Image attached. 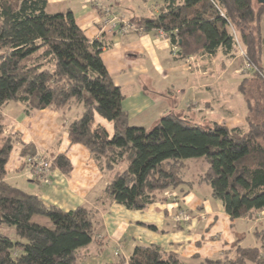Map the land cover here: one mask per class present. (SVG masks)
<instances>
[{
    "label": "trees",
    "instance_id": "16d2710c",
    "mask_svg": "<svg viewBox=\"0 0 264 264\" xmlns=\"http://www.w3.org/2000/svg\"><path fill=\"white\" fill-rule=\"evenodd\" d=\"M47 4L48 0H0V231H13V239L0 233V264H82L105 245L96 232V208L64 212L7 181L9 156L20 144L17 134H5L2 111L9 104L21 105L27 115L80 108L79 117L67 125V139L84 147L106 177L93 198L103 210L116 204L143 211L168 202L172 191L186 196L198 185L209 187L231 220H256L264 211V4L164 0L155 16L129 17L134 32L167 33L178 58L215 55L219 50L234 58L242 49L251 66L238 88L246 107L242 126H204L167 113L150 129L129 124L122 108L124 95L102 61V43L88 39L70 11L50 14ZM97 12L103 15L101 9ZM98 119L111 124V132ZM20 146L24 160L35 156L32 146ZM51 157V169L71 173L64 154ZM202 163L194 181L185 179L184 170ZM33 182L39 184L37 179ZM34 218L48 219L51 225ZM255 237L259 247L246 248L238 240L230 253L204 264H264V230L256 231ZM90 246L93 252H82ZM112 264L183 262L176 254L148 245L136 246L127 258L117 256Z\"/></svg>",
    "mask_w": 264,
    "mask_h": 264
},
{
    "label": "crops",
    "instance_id": "0c3cea01",
    "mask_svg": "<svg viewBox=\"0 0 264 264\" xmlns=\"http://www.w3.org/2000/svg\"><path fill=\"white\" fill-rule=\"evenodd\" d=\"M130 1L102 0L101 4L115 11L130 7L131 14H135L133 9L138 6L144 5L152 12V6L157 4L156 12L161 5L158 0H141V5ZM67 11L73 14L88 39L102 43V61L111 81L124 95L122 108L131 126L150 129L167 113L192 116L187 119L194 123L199 120L203 123L199 125H243L246 107L238 88L246 73L240 52L234 58L220 50L215 55L174 58L169 39L155 32L133 31L123 36L116 29L104 28L98 12L86 0H48V13ZM262 61L264 65V48ZM2 115L6 135L17 134L20 144L30 145L39 153L64 154L72 165L69 176L54 169L50 183L36 184L24 176L21 146L16 144L6 166L7 181L61 211L87 206L99 212L96 232L105 245L99 255L87 257L82 264H111L117 256L129 257L136 246L156 245L166 253L179 256L183 264L220 259L232 251L238 240L243 247H259L255 232L264 229V219L231 220L205 186L195 185L186 196L180 190L172 191L168 202H157L143 211H128L116 204L107 210L96 206L93 198L106 177L98 171L84 147L69 144L65 132L68 122L80 115L78 108L68 112L42 110L27 115L22 106L9 104ZM97 122L111 132V124L101 119ZM196 175L188 181H194ZM20 181L22 186H18ZM179 211L190 216L185 224L174 221ZM87 250L93 252L94 247Z\"/></svg>",
    "mask_w": 264,
    "mask_h": 264
},
{
    "label": "rangeland",
    "instance_id": "374dc122",
    "mask_svg": "<svg viewBox=\"0 0 264 264\" xmlns=\"http://www.w3.org/2000/svg\"><path fill=\"white\" fill-rule=\"evenodd\" d=\"M86 1H88L89 4L92 3V5H93V3H95V4L99 3L100 7H96V6L93 5V8L96 11L98 9H101V13H103V15L99 14V17L101 19V23H102L103 27L104 28L107 27L108 29L110 28L111 30L112 29H114V30L116 29L120 33L119 35H123V36L125 34H128V33L134 31V30H131L132 27L128 25V20H129L128 17H130V16H141V15L144 16L145 14L148 15V16H155V15H157L159 13L158 10L160 9V7L162 6V4L164 2V0H158V3L161 4V5L159 4L160 6H158V9H157L158 12L157 11L155 12L156 5H157L156 4V5L152 6L153 9H154V10H152V12L151 11H147L145 9V6L143 5V6H138V7L136 6L137 8L133 9V10H135L134 11L135 14L133 12H132L133 14H131L130 7L127 8V9H123V8L119 7L118 10L115 11V10H112L111 8H108V6L107 7L102 6V4L100 3V2H102V0H86ZM132 1H133V4L135 3V5H141L140 2H139L141 0H132ZM132 1H130V2H132ZM262 18L263 19H262V24H261V32H262V27H263V30H264V16ZM136 32L140 33L138 31H136ZM151 32H155V33H157V35L159 37L169 39V41L171 42L169 35L167 33L163 32L162 30L151 31ZM171 44H172V55H174L173 56L174 58H178L179 55H176L178 49H177L175 44H173L172 42H171ZM240 54H241V56H242V58L244 60V63L246 64L247 61L244 58V53H243L242 49L240 50ZM244 66L245 65L243 64V66H242V69H244L243 72L247 73V71L245 70ZM263 69H264V65H263ZM239 96L241 97V94H239ZM241 99H242V97H241ZM242 101H243V99H242ZM233 103L235 105H237L236 102L233 101ZM19 106H21V105H19ZM74 108H76V107H74ZM77 108L80 110L79 107H77ZM80 112H81V110H80ZM178 114H180L178 116H181V118H184L186 120H187V118L192 117V116L183 117L182 113H178ZM78 117H76L75 119H77ZM75 119L69 121L68 124L71 123L72 121H74ZM188 120H190V119H188ZM195 122L198 123V124H200V123L203 124L199 120H196ZM206 125H208V124H205L204 126H206ZM66 128H67V126H66ZM66 128H65V132H66ZM1 138H2V136H0V145H1ZM73 145H75V144H73ZM35 152H36V154L33 157L26 158L25 160H24L25 157H23L22 165L24 167L23 168L24 176L27 177V179H30V180L37 179L39 181L40 185H47L48 183L51 182L52 172L54 171V169H51V165H52V162H53L52 161V157H51L52 155H46L44 153H39L36 150H35ZM90 158L92 159L91 155H90ZM32 159L35 160L34 161V165H31L28 162V160H32ZM191 162H193V161H190L188 165H190ZM25 164H27V165H25ZM22 165H21V167H22ZM44 165H46L47 167L44 166ZM201 165H205V164L202 163V164L191 165V167H193V168H191L189 171L184 170L185 179H189V178L194 177V174H199L198 172L201 169ZM204 167H202V170H203ZM22 184H23V182L20 181L18 186H22ZM205 187L207 189H209L208 186H205ZM100 191H101V189H99L97 193H99ZM181 215H183V217H181ZM180 217H181V219H180ZM257 219H264V217H260V215H258ZM189 220H190V216L188 215V213L186 211H179V213H177V215L174 218V221L183 222V224H185ZM34 222H40V223H43V224L48 225V226L51 225V222L48 219H45V218H34ZM0 233L5 235V236H7L10 239H13V231L10 230V229H7V228L6 229H1ZM85 251H88V250L87 249L86 250H82V252H85ZM261 256L264 258V250H261Z\"/></svg>",
    "mask_w": 264,
    "mask_h": 264
},
{
    "label": "built area",
    "instance_id": "2783aa9c",
    "mask_svg": "<svg viewBox=\"0 0 264 264\" xmlns=\"http://www.w3.org/2000/svg\"><path fill=\"white\" fill-rule=\"evenodd\" d=\"M244 68H245V70L246 71H250V69H251V67H250V65H249V63H247L246 62V64L244 63ZM34 159H32V160H28V162L31 164V165H34ZM44 166H46V165H44ZM47 167V166H46ZM47 183V182H46ZM259 215H260V217H264V211H261L260 213H259ZM181 217H183V215H181ZM181 217H180V219H181Z\"/></svg>",
    "mask_w": 264,
    "mask_h": 264
},
{
    "label": "water",
    "instance_id": "95a60500",
    "mask_svg": "<svg viewBox=\"0 0 264 264\" xmlns=\"http://www.w3.org/2000/svg\"><path fill=\"white\" fill-rule=\"evenodd\" d=\"M258 2L264 4V0H258Z\"/></svg>",
    "mask_w": 264,
    "mask_h": 264
}]
</instances>
